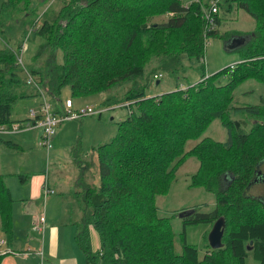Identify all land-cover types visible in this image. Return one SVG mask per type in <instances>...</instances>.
Returning <instances> with one entry per match:
<instances>
[{"label": "trees", "instance_id": "obj_1", "mask_svg": "<svg viewBox=\"0 0 264 264\" xmlns=\"http://www.w3.org/2000/svg\"><path fill=\"white\" fill-rule=\"evenodd\" d=\"M50 1L36 0L33 5L32 0H5L0 4V36L5 38L0 46V127L11 128L27 120L12 117L18 99L31 96L32 91L18 59L17 49L22 46L11 44L16 30L28 23L41 38L34 58L45 56V69L27 72L52 97L69 85L77 96L104 93L103 103L109 107L117 102L113 87L133 83L123 95L129 113L119 123L118 133L93 148L99 184L87 185L84 172L75 181L74 193L83 210L76 242L87 263L247 264L251 256L257 264H264V201L247 192L257 165L264 160V99L253 105L233 104L234 90L242 82L264 83V0H226L249 13L256 26L253 32L225 34L226 40L236 35H247L248 40L236 48L241 57L234 68L226 66L212 75L204 73L203 58L208 36L217 33L220 17L217 12L214 26L208 25L204 15L208 3L63 0L52 21L35 27L32 19L38 17V8ZM163 14L166 23L152 21ZM57 50L62 52L61 63L55 59ZM181 54L199 60V81L146 95L144 86L136 82L143 77L145 66L156 61L159 69L176 73L183 67ZM158 73L154 71L153 76ZM239 112L247 116L230 118ZM248 116L251 127L244 130ZM213 119L221 121L228 139L204 137L185 150V143L201 136ZM186 155L195 156L199 163L192 184L214 192L216 204L207 213L194 208L181 217L183 224L225 219L222 247L208 245L202 256L186 242L184 231L182 250L175 252V233L169 219L159 215L155 202L156 196L168 191ZM12 203L0 174V220L7 237L12 233ZM91 229L97 233V249L91 244ZM7 253L0 247V264Z\"/></svg>", "mask_w": 264, "mask_h": 264}, {"label": "rangeland", "instance_id": "obj_2", "mask_svg": "<svg viewBox=\"0 0 264 264\" xmlns=\"http://www.w3.org/2000/svg\"><path fill=\"white\" fill-rule=\"evenodd\" d=\"M3 1L5 0H0V4ZM62 1L63 0H51L45 7L38 8V17H33L32 19L35 27H38L44 20L52 21L57 15L62 5ZM201 1L206 4L208 3L209 6L213 0ZM32 4H36V0H32ZM208 6H206L204 15L209 11ZM218 15L220 17V24L216 26L217 33L208 36L203 58V71L207 75H212L224 67L229 66L230 62L233 60H236V62L240 60V51L237 49H226L224 44L226 42V39H224L225 34L253 32L256 26L254 18L249 13L244 9L237 7L234 3H230L229 5V2L226 0L225 2L224 0H221ZM28 20L29 18L23 23L19 22V26L23 25ZM152 21L164 24L167 21V15H158L152 18ZM30 25L31 23H28L24 28H18L13 37V44H11L14 47H16L18 43H20L21 46L24 44L22 53L19 49H17V53H19V56L21 54L22 76L25 77H27L26 71H29L32 68H37L41 71L45 69V56H42L40 59L34 58L35 51L41 42V38L32 28H30ZM4 41L5 38L0 36V46L4 44ZM10 43H12V41H10ZM55 59L57 63L62 62L61 50L56 51ZM181 60L183 67L176 73L159 69L157 62L153 61L145 66L144 75L136 81L137 84L144 86V92L146 95L154 96L174 90L177 87L185 88L199 81L202 73L201 70L198 69L200 63L199 60L194 57L189 58L186 54H181ZM154 71L160 72L157 74L159 77L155 78L153 76ZM220 79L222 82H225V75H222ZM132 84L131 81L129 83L115 85L112 94L115 95L114 97L117 102L109 107H106L102 101V98L105 96L104 93L77 96L72 94L70 86L66 85L61 89L59 95L52 97L46 89L42 87V91L45 94V100L50 103L51 107L55 110H57V108L62 109L60 104L64 102L66 98H71L75 103H80L76 104L78 107L77 109L79 110L84 109L86 106L82 105L87 103L91 108L97 110L101 109L102 111L93 115H85L77 119H70L59 124L57 127L58 134L63 130L65 131V137L61 144L57 143L54 145L53 143V146L48 150L40 146L36 140L34 143L27 144L23 151L15 150L10 152L9 156L11 157L13 155L14 158H16V161L13 165L10 164L11 166L9 168H6L8 172L4 181L7 186L9 185V188L11 187L10 189L13 191V198H17L15 185H22L19 179L20 174H28V183L31 182L33 174L38 176H44L46 174L50 180L51 188L54 190L53 194H49V196L55 198L60 197L61 199L64 198L65 202L70 207V210H73V216L81 218V220H77V222L81 224L80 221H82L83 216L82 202L79 195L74 193L75 181L79 179L82 172H84L83 175L87 185L97 186L99 184L98 160L93 148L110 141L118 133L119 123L125 119L129 113L126 103H122L123 95ZM29 90L32 91V95L18 99L14 105L12 111L13 118L23 119L29 115L30 109L39 110L41 108L43 103L42 96L36 91L34 86H29ZM262 99H264V83L248 79L242 82L234 90L233 104L237 106L253 105L260 103ZM81 102L84 103L81 104ZM246 116L247 115L242 112L230 114L232 120L242 119ZM251 122V117L248 116L247 124L243 127L244 130H248L249 127H251ZM34 135H36V131H34L29 137L30 140ZM228 135V131L221 124V121L219 119H213L201 136L196 139H190L185 143V150H189L204 137H210L214 140L224 142L228 139ZM1 159L6 162L4 156H1ZM198 164V160L195 156L186 155L183 163L178 166L175 172V178L170 184L168 191L165 194L156 196L155 202L159 215L169 219L171 227L175 233V252L179 253L182 250L181 234L184 231L186 242L195 246L198 250V254L202 256L205 250L209 248L208 235L213 224L190 223L184 225L182 218L178 215L183 210L190 211L194 208H196L198 212L207 213L211 212L215 207L216 194L212 191L206 190L203 186L192 184L193 176L198 170ZM15 166H20V169L26 167L27 170H24V172H18L21 170H17ZM1 167L4 166L1 165ZM6 169L4 170V168H2L0 172L6 171ZM254 177V183L261 181V178L258 176L254 175ZM223 181L225 182L224 179ZM257 184L253 185L252 183V186L248 188L250 190L249 195L254 197L264 195V183L259 182L261 186ZM70 189H73V191H70ZM16 202L17 200L15 203ZM35 207L37 212V204ZM21 209L22 207L20 206V210ZM21 222L22 227L16 223V229L21 230V235L25 236L29 230H26L25 223H23V221ZM30 229L33 230L32 224ZM34 233L37 234V232ZM90 235L92 247H96L94 249H97L99 245L97 233L95 230L91 229ZM0 238L6 239L5 245L2 246L3 249L6 246H13L12 250L19 249L17 247L26 249L24 246L26 239L20 237L19 240L18 235H16L13 236L11 241V239H8L6 233L1 231V220ZM246 262L247 264H257L251 256L247 257Z\"/></svg>", "mask_w": 264, "mask_h": 264}, {"label": "crops", "instance_id": "obj_3", "mask_svg": "<svg viewBox=\"0 0 264 264\" xmlns=\"http://www.w3.org/2000/svg\"><path fill=\"white\" fill-rule=\"evenodd\" d=\"M235 62L236 60H233L230 62V64ZM103 99L104 98H102V101ZM71 101V108L77 110L78 107L76 104L80 103H75L73 99H71ZM83 103L84 102H81V104ZM62 104L63 102L61 103V107ZM82 106L87 107L89 105L86 103ZM53 110L58 111L59 108H57V110ZM28 116L29 115L23 119H14L25 120L28 118ZM34 131H36V135H34L30 140L29 137ZM41 131L42 130L40 126L24 127L15 131H1L0 170H2V168H4V170L9 168L11 166L10 164L13 165V163L16 161V158H14L13 155L11 157L9 156L10 152L15 150L23 151L27 144L34 143L36 140L39 142ZM64 137L65 131L62 130V132L58 134L57 130L55 136L52 139L51 146H53V143L54 145L57 143L61 144ZM1 156L5 157L6 162L2 161ZM1 165L4 167H1ZM15 168H17V170H21L18 172H24V170H27L26 167L24 169H20V166H15ZM7 172L8 171L6 169V171H2L0 174H3L5 178ZM20 175H24V180L20 178ZM20 175L19 179L22 185H15L17 191L16 199L13 198V191L10 189L11 187H8L13 198L11 209L14 224V227L12 225L11 236L8 237V239H11L12 241L13 236L16 235H18L19 240L20 237L26 239V243L24 245L26 249L17 247L19 249H15L13 252V246H6L3 249L2 246L5 245L6 239L0 238L1 250L8 252L4 256L1 264H87L86 256L76 242V234L81 227V224L77 222V220H81V218L73 216V210H70V207L67 205L64 198L61 199L60 197L55 198L53 196H49V194H53L49 192L44 194V185H47L49 188H51L50 180L46 174L44 176L33 174L32 180L29 183L28 174ZM253 179L252 183H254ZM70 191H73V189H70ZM16 200L17 202L15 203ZM36 204L38 207L37 212L35 207ZM20 206L22 207L21 210ZM41 215L44 216V223L39 220ZM21 221L25 223V229L29 230L25 236L21 235V230L16 229V223L22 227ZM31 224L33 225V230L30 229ZM34 232H37V234Z\"/></svg>", "mask_w": 264, "mask_h": 264}, {"label": "built area", "instance_id": "obj_4", "mask_svg": "<svg viewBox=\"0 0 264 264\" xmlns=\"http://www.w3.org/2000/svg\"><path fill=\"white\" fill-rule=\"evenodd\" d=\"M220 0H213L210 3L209 11L205 14V18L208 22L209 26H214L215 22V14L218 12V2ZM214 28V27H213ZM24 44L22 45L21 52L23 50ZM19 62L21 63V56H19ZM237 62L230 64V68H234ZM27 77L26 82L29 85L34 86L36 91L42 96L43 103L41 105V108L39 110L30 109L29 110V117L25 122H22L20 124L14 123L11 128L6 127H0L1 131H15L20 128L24 127H31V126H40L41 127V135L39 139V145L44 147L46 150L51 148L52 139L56 134L57 127L59 124H61L64 121L70 120V119H77L80 117H83L85 115H93L95 113H100L101 109H93L90 106L85 107L84 109H77L73 110L72 107V101L70 98H66L62 104V109H59L58 111H54L50 105L45 100V94L42 91V87L40 84L35 80V78L26 71ZM155 78L159 77V75H154ZM61 105V104H60ZM53 193V189L49 188L47 185H44V194L47 193ZM39 220L44 223V216L41 215ZM91 264V263H87Z\"/></svg>", "mask_w": 264, "mask_h": 264}, {"label": "water", "instance_id": "obj_5", "mask_svg": "<svg viewBox=\"0 0 264 264\" xmlns=\"http://www.w3.org/2000/svg\"><path fill=\"white\" fill-rule=\"evenodd\" d=\"M247 40H248L247 35H236V36H232L229 39H227L224 44H225L226 49L232 50V49L239 48L240 46L245 44ZM191 212H192V210H190V211L183 210L178 215L180 217H182L183 215H185V214L188 215ZM224 226H225L224 217L220 216L214 221L212 229L208 235L209 246L212 249H217V248L222 247V245H223L222 244V236L224 233Z\"/></svg>", "mask_w": 264, "mask_h": 264}, {"label": "flooded vegetation", "instance_id": "obj_6", "mask_svg": "<svg viewBox=\"0 0 264 264\" xmlns=\"http://www.w3.org/2000/svg\"><path fill=\"white\" fill-rule=\"evenodd\" d=\"M255 174H256V176H258L259 178H261V181H259V182H262V183H264V160H262L258 165H257V168H256V171H255ZM255 178V177H254ZM259 182H256V183H253V185L254 184H257V185H260L259 184ZM250 186H252V185H250ZM249 186V187H250ZM261 186V185H260ZM249 189H247V192L249 193ZM255 196H257V195H255ZM258 197H260L261 199H263V201H264V195H258Z\"/></svg>", "mask_w": 264, "mask_h": 264}]
</instances>
